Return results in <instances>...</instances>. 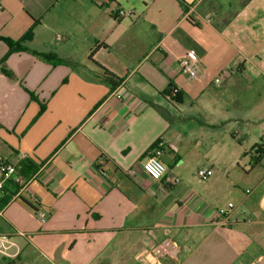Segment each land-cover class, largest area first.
Here are the masks:
<instances>
[{
	"label": "crops",
	"instance_id": "obj_1",
	"mask_svg": "<svg viewBox=\"0 0 264 264\" xmlns=\"http://www.w3.org/2000/svg\"><path fill=\"white\" fill-rule=\"evenodd\" d=\"M31 26L27 50L9 51L3 38ZM4 56L0 154L35 169L0 210V234L20 247L0 264H148L163 237L180 254L153 264L264 255V151H251L264 145V0H0ZM157 145L162 179L142 167Z\"/></svg>",
	"mask_w": 264,
	"mask_h": 264
},
{
	"label": "built area",
	"instance_id": "obj_2",
	"mask_svg": "<svg viewBox=\"0 0 264 264\" xmlns=\"http://www.w3.org/2000/svg\"><path fill=\"white\" fill-rule=\"evenodd\" d=\"M128 11L117 10L118 16L128 15ZM179 68L181 73L185 74L188 78H195L199 72V65L194 57L190 54H183L179 58ZM218 80V79H215ZM262 129L264 132V120L262 122ZM257 154H261L264 151V145L259 144L255 146ZM161 151L159 146L154 147L142 162V167L147 173L154 178L162 179L166 173V166L160 159ZM25 158L24 155H19L17 160ZM17 163L5 159L0 154V194L2 193L3 185L6 181L12 179L16 173ZM213 171L211 168H200L197 171V176L200 180H207ZM174 181L176 179L174 178ZM249 191V190H248ZM233 203L229 202L225 206L217 207L213 210L212 215L208 218L209 221H223L227 218L230 210L233 208ZM35 216L40 223H44L46 220V213L42 209H36L34 211ZM11 247L15 248L12 253L9 251ZM20 250L19 245L13 241L10 237L0 234V254L8 257H15ZM180 254V247L178 243L170 237H163L155 242L151 247L145 249L144 260L148 264L154 262H160L162 259H177ZM249 264H264V255H255Z\"/></svg>",
	"mask_w": 264,
	"mask_h": 264
},
{
	"label": "trees",
	"instance_id": "obj_3",
	"mask_svg": "<svg viewBox=\"0 0 264 264\" xmlns=\"http://www.w3.org/2000/svg\"><path fill=\"white\" fill-rule=\"evenodd\" d=\"M31 30H32V26L29 27V29L19 39L16 40L3 38V40L7 43L9 47V51L27 50V48L24 47L23 43L31 38ZM45 57H47L49 60H57L59 62H64L67 64L70 63V61L66 59H59L55 55H45ZM5 60H6V56H4L0 60V72L6 75L8 78H13V73L9 69H7L4 65ZM104 73L110 81H112L114 84L117 83L118 80L115 79L116 77L113 73H111L106 69H104ZM167 93L168 94L174 93V98L179 100V91H177L175 87L171 86L167 90ZM251 151H253L254 153V159L255 160L259 159L261 154L256 153L255 147H252ZM34 169L35 166L31 164L29 161L25 160V158L19 160L15 175L12 177V179L6 181L3 185L2 193L0 194V210L7 204V202L12 198V196L17 193L20 187L32 175ZM24 202H26L28 205L31 206L32 209L35 210L32 204L28 203L26 200H24Z\"/></svg>",
	"mask_w": 264,
	"mask_h": 264
},
{
	"label": "rangeland",
	"instance_id": "obj_4",
	"mask_svg": "<svg viewBox=\"0 0 264 264\" xmlns=\"http://www.w3.org/2000/svg\"><path fill=\"white\" fill-rule=\"evenodd\" d=\"M230 139V141H231V145H232V147H240L239 145H238V143L235 141V140H232L231 138H229ZM230 145V143H222L221 144V146H226L227 148H229L228 146ZM241 148V147H240Z\"/></svg>",
	"mask_w": 264,
	"mask_h": 264
}]
</instances>
